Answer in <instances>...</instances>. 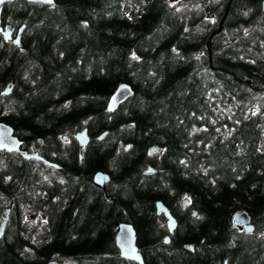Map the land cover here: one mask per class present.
<instances>
[{
    "label": "trees",
    "instance_id": "obj_1",
    "mask_svg": "<svg viewBox=\"0 0 264 264\" xmlns=\"http://www.w3.org/2000/svg\"><path fill=\"white\" fill-rule=\"evenodd\" d=\"M1 19L24 28L20 45L0 34V92L15 80L0 121L60 170L0 150V264H138L117 221L144 264H264L262 0H13ZM121 82L133 94L108 111ZM156 201L176 217L168 243Z\"/></svg>",
    "mask_w": 264,
    "mask_h": 264
},
{
    "label": "water",
    "instance_id": "obj_2",
    "mask_svg": "<svg viewBox=\"0 0 264 264\" xmlns=\"http://www.w3.org/2000/svg\"><path fill=\"white\" fill-rule=\"evenodd\" d=\"M13 1V0H4L3 3H0V34L3 36L5 40H11L14 44L20 45V37L22 30L24 28V25L22 24L16 34H14V29L10 26V24L2 25V11L4 9V6L6 3ZM33 3H41V4H52L53 0H26ZM229 5V3H228ZM228 5L225 10V14L228 10ZM262 10L264 11V0H262ZM210 42L208 41V45ZM15 80H12L10 83L6 85V87L0 92V94H8L10 93ZM133 94V91L129 84L125 82L118 83L112 94L109 97L108 103H107V110L113 111L115 110L119 104L124 102L129 96ZM105 135V132L101 133L98 138H101ZM75 137L77 138L80 146H84L88 143L89 137L87 134V128L83 127L81 130L75 133ZM66 138V136H64ZM157 149H159L156 146L150 147V152H155ZM0 150L5 152H14L20 155L23 158L26 159H34L37 161L42 162L43 164L47 166L55 167L56 169H60V166L57 163L51 162L44 157L40 156L37 151H31L28 152L21 148V140L19 137L15 134L13 128L5 123L0 121ZM154 169L151 166H148V168L144 171V173H151ZM93 183L94 185L102 190L106 191V183L109 181L110 176L106 171L98 170L94 172L93 174ZM106 197L107 194L105 193ZM184 204L188 203L189 201L187 199H184L182 201ZM156 211L157 213H163L166 217V225L168 228V234L164 236L163 241L165 243H168L170 240V234L175 229L177 223L176 219L172 214L170 213V210L168 207H166L161 201H156L155 203ZM10 208L6 207L3 211L1 221H0V235L4 232V228L8 219ZM195 215V213H194ZM232 224L239 228L244 229L246 232H252L254 230V225L251 222V217L249 213L246 210H240V211H234L232 213ZM113 230L115 234V242L116 246L119 250V256L132 260L138 264H144L143 256L139 250L138 244H137V236L136 231L131 224H125V223H115L113 225ZM188 248H191V246H187ZM46 264H57L56 261H50Z\"/></svg>",
    "mask_w": 264,
    "mask_h": 264
},
{
    "label": "flooded vegetation",
    "instance_id": "obj_3",
    "mask_svg": "<svg viewBox=\"0 0 264 264\" xmlns=\"http://www.w3.org/2000/svg\"><path fill=\"white\" fill-rule=\"evenodd\" d=\"M76 132H78V131H76ZM75 132V133H76ZM103 132H105V134H106V130H104ZM102 132V133H103ZM75 133L72 135L73 136V138L76 140V142H77V144H78V146H79V149H80V157H82V148L85 146H80V144H79V142H78V140H77V138L75 137ZM87 134H88V137H89V139H90V136H89V133H88V130H87ZM64 136H66V138H64ZM104 137V136H103ZM102 138V137H101ZM62 139L64 140V141H69V136L67 135V134H64L63 136H62ZM89 142V141H88ZM87 145V144H86ZM130 148V145L128 144L127 146H126V150H128ZM157 151H159V149H157L155 152H150V147H149V149H148V152H150V153H156ZM42 163V162H41ZM45 165V164H44ZM47 166V165H46ZM50 167H52V166H50ZM53 168H55V167H53ZM56 169V168H55ZM57 170H60V169H57ZM154 172V171H153ZM153 172H151V173H153ZM151 173H147V174H151ZM94 174V173H93ZM93 180V179H92ZM93 182V181H92ZM94 184V183H93ZM106 185H107V183H106ZM106 185H105V187H106ZM102 191V190H101ZM103 192V195H104V197L107 199V200H109L110 198H111V196L108 194V192H107V190L104 192V191H102ZM105 193L107 194V196H109V198H107L106 197V195H105ZM183 203V202H182ZM188 203H186V204H184L183 203V205H187ZM155 210H156V206H155ZM171 213V212H170ZM156 214H158V215H160V214H162L163 216H164V214L163 213H157V211H156ZM172 214V213H171ZM172 216H174L173 214H172ZM175 217V216H174ZM175 219H176V217H175ZM163 222L165 223V225H166V217L164 216V220H163ZM166 227H167V225H166ZM167 230H168V228H167ZM174 231V230H173ZM173 233V232H172ZM171 233V234H172ZM168 234V233H167ZM166 234V235H167ZM170 234V235H171ZM164 238V237H163Z\"/></svg>",
    "mask_w": 264,
    "mask_h": 264
},
{
    "label": "rangeland",
    "instance_id": "obj_4",
    "mask_svg": "<svg viewBox=\"0 0 264 264\" xmlns=\"http://www.w3.org/2000/svg\"><path fill=\"white\" fill-rule=\"evenodd\" d=\"M209 6H210V4H209V1H208V4H206L205 5V8H209ZM210 9V8H209ZM211 14H212V12H211V10H208V15H209V18H213V16L211 17Z\"/></svg>",
    "mask_w": 264,
    "mask_h": 264
},
{
    "label": "bare ground",
    "instance_id": "obj_5",
    "mask_svg": "<svg viewBox=\"0 0 264 264\" xmlns=\"http://www.w3.org/2000/svg\"><path fill=\"white\" fill-rule=\"evenodd\" d=\"M118 223L120 222V223H125V224H131L130 222H126V221H117ZM116 222V223H117ZM115 224V223H114ZM132 225V224H131ZM114 231V230H113Z\"/></svg>",
    "mask_w": 264,
    "mask_h": 264
},
{
    "label": "snow or ice",
    "instance_id": "obj_6",
    "mask_svg": "<svg viewBox=\"0 0 264 264\" xmlns=\"http://www.w3.org/2000/svg\"><path fill=\"white\" fill-rule=\"evenodd\" d=\"M4 2V0H0V3H3ZM49 2H50V0H49Z\"/></svg>",
    "mask_w": 264,
    "mask_h": 264
}]
</instances>
